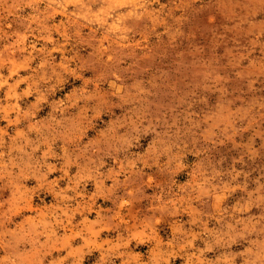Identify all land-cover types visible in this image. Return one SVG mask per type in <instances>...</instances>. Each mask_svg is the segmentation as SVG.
Returning a JSON list of instances; mask_svg holds the SVG:
<instances>
[{
	"label": "rangeland",
	"instance_id": "obj_1",
	"mask_svg": "<svg viewBox=\"0 0 264 264\" xmlns=\"http://www.w3.org/2000/svg\"><path fill=\"white\" fill-rule=\"evenodd\" d=\"M0 264H264V0H0Z\"/></svg>",
	"mask_w": 264,
	"mask_h": 264
}]
</instances>
